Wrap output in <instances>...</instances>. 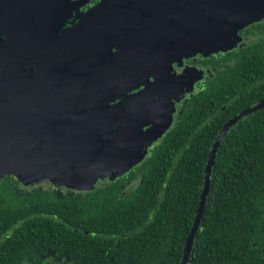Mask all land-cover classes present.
Segmentation results:
<instances>
[{"label":"trees","instance_id":"1","mask_svg":"<svg viewBox=\"0 0 264 264\" xmlns=\"http://www.w3.org/2000/svg\"><path fill=\"white\" fill-rule=\"evenodd\" d=\"M227 69L221 83L191 97L181 123L139 164L143 184L128 198L22 193L4 179L0 264H47L52 255L53 264H181L216 136L264 100V39ZM189 264H264V107L221 141Z\"/></svg>","mask_w":264,"mask_h":264},{"label":"flooded vegetation","instance_id":"2","mask_svg":"<svg viewBox=\"0 0 264 264\" xmlns=\"http://www.w3.org/2000/svg\"><path fill=\"white\" fill-rule=\"evenodd\" d=\"M25 1L41 5L40 17L25 19L21 38L16 32L10 37L1 35L7 46L20 38L5 56L6 66L13 73L16 101L50 96L51 102L65 98L71 102L70 96H77L71 70L86 61L99 86L96 90L89 86L83 92L108 102L113 113L110 116L115 118L113 122L105 120L104 131L111 128L120 132L125 128L127 133L142 134L154 127L168 128L129 171L100 176L92 188L78 189L49 178L36 183L20 180L13 173L2 175L0 186L4 179L8 183L15 180L22 193L39 188L42 193L52 190L62 198H78L91 191L110 200L132 196L143 184L137 167L181 123L191 97L221 83L236 55L264 39V0H150V4L131 7L130 17L137 23L129 31L121 30L122 23L111 22V13L123 17L125 10L109 6L94 9L101 0H88L62 22L61 12L57 14L62 0ZM224 6L233 14H227ZM93 9L94 15L79 25L84 14ZM251 16L259 19L240 25L230 36L226 34L229 32H221L223 20L240 22ZM76 26L80 29L64 35ZM221 36L229 37L226 47L212 49L216 44L209 45L207 38ZM116 57L110 67L108 62ZM49 83L59 85V90L52 89L48 96L43 85ZM54 260L52 255L46 261L53 264Z\"/></svg>","mask_w":264,"mask_h":264},{"label":"water","instance_id":"3","mask_svg":"<svg viewBox=\"0 0 264 264\" xmlns=\"http://www.w3.org/2000/svg\"><path fill=\"white\" fill-rule=\"evenodd\" d=\"M87 1L62 0L57 11L58 15L61 12V22ZM144 3L152 2L150 0H140L136 3L134 0H101L94 9L109 6L110 9L125 10L123 17H119L118 13H111V22L117 25L122 23L124 28L121 30L129 31L130 26L137 23L130 17L131 7ZM40 9L41 5L29 4L25 0H0V178L4 174L13 173L20 180L27 182L38 183L49 178L78 189L92 188L94 181L100 176L111 173L121 175L129 171L145 157L149 147L163 136L168 126L158 130L154 127L142 134L127 133L123 130L125 128H122L120 132H115L111 128L109 131H104L105 120L113 122L115 118L110 116L113 113L108 102L98 100L95 94L87 92V87L90 86L92 87L89 88L90 90H96L99 84L96 82V76L91 74L86 61L80 62L71 70L74 80L72 84H75L74 89L77 95L70 96L71 102L66 101V98V102L61 100L51 102L53 100L49 94L52 89H58L59 85L50 83L43 85L49 96L48 99L34 100L33 98L16 101L11 77L13 73L6 66L5 56L12 51L11 48L16 41L19 42L24 32L25 19L29 16L33 19L40 17ZM94 9L84 14L79 25L83 26L89 16L94 15ZM227 14L233 13L228 11ZM254 17H248L240 22L223 20L221 32H229L225 33L230 36L231 32L237 31L240 25L259 19L258 16ZM116 19L119 21L116 22ZM78 29H80L78 26L73 27L64 35L76 32ZM12 32L18 33L20 38L7 46L1 35L10 37ZM228 39V36L216 37L215 40L208 37L207 41L209 45L213 43L218 45L219 42L223 44L229 42ZM219 48L221 47H217ZM151 56L152 54L149 55L150 58ZM117 59L118 57L109 61L108 65L112 67ZM85 90L87 91L84 93ZM263 107L264 100L244 109L227 121L216 136L209 153L199 206L186 240L181 264H189L192 259L195 238L201 227L211 188L212 169L223 137L236 122Z\"/></svg>","mask_w":264,"mask_h":264},{"label":"rangeland","instance_id":"4","mask_svg":"<svg viewBox=\"0 0 264 264\" xmlns=\"http://www.w3.org/2000/svg\"><path fill=\"white\" fill-rule=\"evenodd\" d=\"M222 9H224V10L226 11V13H227V10H228V11L230 10L228 6H224V7H222ZM224 46H225V44L219 42V44H218V45L216 44V46L213 47V48H214V50H216L217 47H221V48H223ZM228 46H229V45H228ZM213 48H212V49H213Z\"/></svg>","mask_w":264,"mask_h":264}]
</instances>
